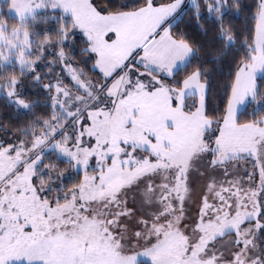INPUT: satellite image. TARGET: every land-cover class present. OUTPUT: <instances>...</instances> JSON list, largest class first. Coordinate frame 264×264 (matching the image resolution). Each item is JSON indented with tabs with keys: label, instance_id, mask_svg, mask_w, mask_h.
Instances as JSON below:
<instances>
[{
	"label": "snow or ice",
	"instance_id": "snow-or-ice-1",
	"mask_svg": "<svg viewBox=\"0 0 264 264\" xmlns=\"http://www.w3.org/2000/svg\"><path fill=\"white\" fill-rule=\"evenodd\" d=\"M0 97V264H264V0H0Z\"/></svg>",
	"mask_w": 264,
	"mask_h": 264
},
{
	"label": "trees",
	"instance_id": "trees-1",
	"mask_svg": "<svg viewBox=\"0 0 264 264\" xmlns=\"http://www.w3.org/2000/svg\"><path fill=\"white\" fill-rule=\"evenodd\" d=\"M242 20V18H241ZM227 71V69H225V72ZM30 95H32L34 98H40L42 99V94L40 92L38 93H30ZM10 109L6 107L5 105V101L3 97H0V117H3L5 119H7L10 116ZM2 134V133H0Z\"/></svg>",
	"mask_w": 264,
	"mask_h": 264
},
{
	"label": "rangeland",
	"instance_id": "rangeland-1",
	"mask_svg": "<svg viewBox=\"0 0 264 264\" xmlns=\"http://www.w3.org/2000/svg\"><path fill=\"white\" fill-rule=\"evenodd\" d=\"M28 92H30V93H38V92H40L39 90H37V91H32L31 89H29V90H27ZM41 93V92H40ZM42 94V93H41ZM42 97H43V94H42ZM0 135H2V134H0ZM248 167H249V169H251V165L249 164L248 165Z\"/></svg>",
	"mask_w": 264,
	"mask_h": 264
}]
</instances>
